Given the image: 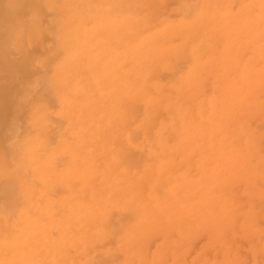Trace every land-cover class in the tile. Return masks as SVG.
<instances>
[{
	"label": "rangeland",
	"instance_id": "rangeland-1",
	"mask_svg": "<svg viewBox=\"0 0 264 264\" xmlns=\"http://www.w3.org/2000/svg\"><path fill=\"white\" fill-rule=\"evenodd\" d=\"M0 264H264V0H0Z\"/></svg>",
	"mask_w": 264,
	"mask_h": 264
}]
</instances>
